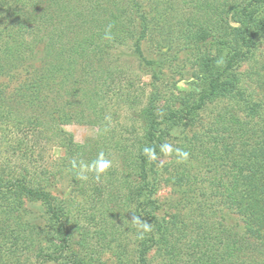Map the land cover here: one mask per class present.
<instances>
[{"label": "trees", "instance_id": "trees-1", "mask_svg": "<svg viewBox=\"0 0 264 264\" xmlns=\"http://www.w3.org/2000/svg\"><path fill=\"white\" fill-rule=\"evenodd\" d=\"M149 42L185 54L199 90L166 92ZM16 75L0 89V264H264V0H0V79Z\"/></svg>", "mask_w": 264, "mask_h": 264}, {"label": "rangeland", "instance_id": "rangeland-1", "mask_svg": "<svg viewBox=\"0 0 264 264\" xmlns=\"http://www.w3.org/2000/svg\"><path fill=\"white\" fill-rule=\"evenodd\" d=\"M147 4V1L144 2ZM155 46L149 43H143L141 45L143 56L149 60L158 61L163 66V87H165L166 92H172L174 94L182 91L189 90H199L198 83L201 82L197 77L195 78V69L189 63V59L185 54L178 53V57H170L169 53L165 50H160L158 48H154ZM120 52V59L129 63L131 67H140L141 62L136 58V55L132 54V50L130 48H126L123 50H118L117 54ZM246 68L245 64L242 66V69ZM24 77L21 75H16L9 77L8 79L3 78L0 79V89L3 86L4 88H8L9 91L12 89H16L18 87L19 81L23 80ZM144 82H148V77H144ZM258 95H264V88L257 87ZM211 118L210 111H204L200 113L197 117L198 122L207 121ZM196 124H194V127ZM189 127V126H188ZM187 127V129H188ZM63 129L73 136V139L77 143H83L88 138H94L97 133V130L88 125H77L71 124L64 126ZM182 135L180 130L173 132L172 138H179ZM173 144L174 142L171 141ZM43 156L46 159H57L59 156V150L53 145L49 146V148H45ZM167 152H164L160 158V161L163 163L167 161ZM64 186L62 190H66V184L62 183ZM156 198L158 201V213L159 215L165 216V214H169L172 211V206L176 199L175 191L171 184L167 182H161L158 191L156 194ZM22 210L24 211L23 217L26 221L30 222L33 225L42 226L46 221V214L43 207L36 202L25 201L23 204ZM100 264H114L111 259H104Z\"/></svg>", "mask_w": 264, "mask_h": 264}, {"label": "clouds", "instance_id": "clouds-1", "mask_svg": "<svg viewBox=\"0 0 264 264\" xmlns=\"http://www.w3.org/2000/svg\"><path fill=\"white\" fill-rule=\"evenodd\" d=\"M107 38H111V37H107ZM162 150L169 153L173 151V149L169 145H164L162 147ZM152 151L153 150L151 149H145V152H152ZM175 151L178 157L187 159L188 156L187 152H184L181 149H176ZM110 166H111V161L105 159L103 153H101L99 158L90 167L96 172L97 179H99L100 174L106 172ZM133 221L138 222L140 225H142V227L145 230H148L150 228V225H148L147 222L140 221L139 218L137 217H133Z\"/></svg>", "mask_w": 264, "mask_h": 264}]
</instances>
